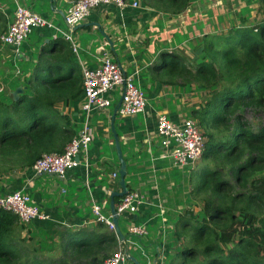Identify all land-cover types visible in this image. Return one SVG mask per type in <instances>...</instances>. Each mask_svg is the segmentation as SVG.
I'll return each mask as SVG.
<instances>
[{
	"label": "trees",
	"instance_id": "obj_1",
	"mask_svg": "<svg viewBox=\"0 0 264 264\" xmlns=\"http://www.w3.org/2000/svg\"><path fill=\"white\" fill-rule=\"evenodd\" d=\"M142 2L173 16L190 0ZM5 25L0 13V35ZM68 42L57 37L43 43L16 98L0 82V176L3 169H31L43 153L62 152L76 135L70 115L59 108L83 97L81 68ZM147 70L164 84L195 85L204 96L192 115L207 138L201 157L209 165L190 179L191 197L203 198L204 216L198 219L190 206L179 216L181 248L170 264H264V123L253 128L244 116L264 112V17L204 33L192 47L164 49ZM96 222L62 232L54 248L59 254L47 255L27 248L25 224L0 208V264H100L118 238Z\"/></svg>",
	"mask_w": 264,
	"mask_h": 264
},
{
	"label": "crops",
	"instance_id": "obj_2",
	"mask_svg": "<svg viewBox=\"0 0 264 264\" xmlns=\"http://www.w3.org/2000/svg\"><path fill=\"white\" fill-rule=\"evenodd\" d=\"M32 1H37L42 6L41 15L53 22L63 17L62 12L76 0ZM130 1L127 0L128 3L122 8L107 4L91 10L81 22L84 25L73 30L75 48L68 43L80 68L81 65L96 66L103 53L108 51L120 62L125 74H131L145 91L146 104L141 113L134 116L116 115L114 120L126 163L125 183L143 198L135 214L130 217L127 214L119 216L118 225L123 239L133 242L128 248L138 252L133 255L129 253L135 261L129 258L127 264H170L181 248V241L175 235L176 221L196 201L190 193L194 165L184 170L185 166L173 165L162 156L163 148L156 136V119L159 114H165L180 123L186 117H194L192 111L201 107L203 94L186 92L179 85L161 83L151 78L147 68L159 59L164 49L188 45L183 39V32L192 36L207 32H200L196 27L194 12L178 17L168 16L147 7L140 0L138 6L132 7ZM17 3L28 4L26 0H0V13L3 14L6 28L13 20ZM31 5L34 6L32 2ZM60 28L67 31V28ZM30 35L17 49L0 44V82L7 92H13L17 87L24 88L21 83L13 84V87L11 78L19 74L20 81L25 82L32 72L41 46L46 39L49 41L54 38V32L48 28H36ZM19 62L24 65L20 66ZM14 69L16 74L11 72ZM115 93L118 94L117 89L108 95L114 99ZM2 97L6 98L4 95ZM81 101L82 98L67 105H59L64 113L70 115L73 124L78 121L83 123L85 119ZM111 114L108 113L106 120L96 119L94 125L91 123L94 135L88 150L79 155V165L67 171L63 177L56 176L58 178L47 181V188L46 185L41 187L36 184L41 174H34L32 169H14V173L7 177L0 176V194L23 188L47 215L44 219L31 220L36 230L41 229L47 239V255L59 254V250L54 248L65 230L95 227L97 220L92 212V204H98L104 214L111 215L110 194L120 190L119 175L112 176L113 172H118L119 159L111 131ZM89 118L91 122L92 113ZM74 130L76 134L80 132ZM131 223L143 224L146 233L133 238L128 233Z\"/></svg>",
	"mask_w": 264,
	"mask_h": 264
},
{
	"label": "built area",
	"instance_id": "obj_3",
	"mask_svg": "<svg viewBox=\"0 0 264 264\" xmlns=\"http://www.w3.org/2000/svg\"><path fill=\"white\" fill-rule=\"evenodd\" d=\"M127 3V0H76L70 4L63 15L67 31L29 7L17 3L13 20L0 35V44L17 49L34 29L48 28L54 32V38L62 37L75 48L72 36L74 26L80 24L91 10L107 4L122 8ZM129 3L132 7L139 5L138 0H131ZM81 74L83 89L81 109L85 113L82 128L70 139L62 152L43 153L36 159L31 167L34 174L63 177L67 171L79 165L78 157L88 150L94 135L90 114L94 111H107V108L113 105V99L108 93L116 89L120 91L122 100L116 111L118 116H134L144 110L146 104L144 90L135 82L131 74H125L120 62L108 51L103 53L96 66L81 65ZM156 136L163 148L162 156L170 157L173 163L179 166L193 164L199 159L207 141L197 119L186 117L182 122L177 123L165 114L157 116ZM117 175L118 172L115 171L112 176ZM142 200L137 190L128 189L120 201L115 203L114 208L119 216L127 214L130 217L136 213ZM0 208L14 213L23 224L35 218L47 217L32 200L30 193L23 188L0 194ZM92 212L97 221L106 223L110 229L114 230L111 215L104 214L98 204H92ZM128 233L140 237L146 233V228L143 224L131 223ZM117 238L119 240L118 236ZM130 244H133L130 240H119L117 248L100 264H127Z\"/></svg>",
	"mask_w": 264,
	"mask_h": 264
},
{
	"label": "rangeland",
	"instance_id": "obj_4",
	"mask_svg": "<svg viewBox=\"0 0 264 264\" xmlns=\"http://www.w3.org/2000/svg\"><path fill=\"white\" fill-rule=\"evenodd\" d=\"M28 4L25 6L29 7L31 10L41 14L42 13V6L37 1L32 0H26ZM142 2V0H140ZM31 2L34 4V6L31 5ZM143 3V2H142ZM24 5V3H22ZM30 4V5H29ZM32 7V8H31ZM149 7V6H147ZM151 8V7H149ZM190 9V10H188ZM194 12V19L196 20L197 28L201 32L206 31L207 33H213V32H225L229 30L230 28H233L235 26H239L242 23L244 24H255L258 20H260L262 17H264V4L260 0H190L189 6L180 14L176 15L183 16V14H192ZM169 16V14H167ZM198 16V17H195ZM243 19H246L245 22H243ZM53 23L57 25L58 23L62 28H67L64 22L63 17L60 16V19L53 20ZM202 23V26L200 25ZM205 25V26H204ZM6 29V25H5ZM32 33V32H31ZM30 33V34H31ZM29 34V35H30ZM183 39L186 40L187 44L191 47L194 46V44L198 43L201 36L199 35H188V33L183 32ZM31 36V35H30ZM179 40H177L178 42ZM158 61V60H157ZM20 66H23V62H19ZM12 73H15V69L11 70ZM16 74V73H15ZM12 79V86L13 84L21 83L25 85V82L20 81V75H14ZM14 85V86H15ZM13 86V87H14ZM186 92L196 91L201 92L202 91L197 88L195 85H192L190 87L184 88ZM6 94L5 92L1 94L3 96ZM199 94V93H198ZM120 91L118 90V94H114L113 105L107 108V111L100 110V111H94L92 112V118L91 123L94 125V122L96 119H105L108 116V113L111 114L112 109L116 101L119 99ZM146 96V94H145ZM200 96V95H199ZM204 97V96H203ZM203 99V98H202ZM244 116L246 119L250 122L253 128H256L259 124L264 123V112L258 111V112H251L246 111L244 112ZM192 117V116H189ZM194 118V117H192ZM196 119V118H195ZM110 123V121H109ZM70 127L77 129V131H80L82 128V122H79L77 124H73L70 122ZM90 146V145H89ZM168 158L169 162L173 163L172 159L170 157ZM204 164L209 165V160L203 159L200 157L197 159L193 164H185L183 166L184 170L191 169V166H193V176L195 175V171H198V168H201L204 166ZM15 169V168H14ZM20 170V169H15ZM25 170V169H24ZM22 170V171H24ZM14 173L13 170L3 169L1 176H8L10 173ZM191 172V174H192ZM52 178H58L56 175H48V174H41L36 179V184L41 185V187L47 188V181H50ZM191 179V177H190ZM195 203L192 206V210H194V213L199 218L204 216L203 212V198L199 197L195 199ZM95 217V216H94ZM40 229V228H39ZM41 230V229H40ZM36 230V226L31 224V221L27 224H25V229L22 231V236L26 238L25 245L27 248H40V252L46 253L47 251V239L44 238V235L41 231ZM124 230V229H123ZM126 232L124 231V234ZM133 238H138L133 236ZM137 245V243L135 242ZM137 247V246H135ZM43 248V249H41ZM117 248V247H116ZM114 248L112 252L116 249ZM128 252L133 255L135 253H138L135 249H132L131 247L128 248ZM111 253V252H110ZM142 257V256H141ZM143 258V257H142Z\"/></svg>",
	"mask_w": 264,
	"mask_h": 264
},
{
	"label": "water",
	"instance_id": "obj_5",
	"mask_svg": "<svg viewBox=\"0 0 264 264\" xmlns=\"http://www.w3.org/2000/svg\"><path fill=\"white\" fill-rule=\"evenodd\" d=\"M50 1H53V0H50ZM52 6H53V3H52ZM62 14L64 15V13L62 12ZM96 25H98V23H95ZM82 25L84 24H78L76 26H74V29L78 28V27H81ZM103 34L104 37H106L108 40L109 37L101 32ZM48 41V39H46V42ZM111 43V41H109ZM23 91V88L22 87H17L15 88V90H13L12 94L13 96L16 98L18 96L19 93H21ZM121 100H122V97H120L118 99V101L116 102V104L114 105L113 107V110H112V114H111V131L113 133V137H114V142H115V149H116V152H117V156H118V159H119V167H118V175H119V186H120V190H115V191H112L111 194H110V202H109V208H110V211H111V217H112V221H113V224H114V231L116 233V235L119 237L120 240H122L124 238V235L122 234L120 228H119V225H118V218H119V215L117 213V211L115 210L114 208V205H115V201H114V198L115 197H122L127 191H128V188H127V185L125 183V180H124V177L126 175V163H125V160L122 156V153H121V148H120V144H119V140H118V135L115 131V126H114V120H115V117H116V111H117V108L119 107V105L121 104ZM129 258L133 261H135V259L131 256H129Z\"/></svg>",
	"mask_w": 264,
	"mask_h": 264
}]
</instances>
